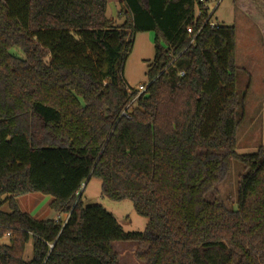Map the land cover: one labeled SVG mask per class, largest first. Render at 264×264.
Listing matches in <instances>:
<instances>
[{
    "label": "trees",
    "instance_id": "1",
    "mask_svg": "<svg viewBox=\"0 0 264 264\" xmlns=\"http://www.w3.org/2000/svg\"><path fill=\"white\" fill-rule=\"evenodd\" d=\"M108 1L0 0V264H120L118 242L143 264H264V146L236 152L235 28L196 34L208 0H120L116 27ZM147 32L154 57L138 95L123 66ZM232 162L243 173L230 209L211 194ZM92 178L132 203L144 231L83 204ZM29 194L66 222L21 211Z\"/></svg>",
    "mask_w": 264,
    "mask_h": 264
},
{
    "label": "rangeland",
    "instance_id": "2",
    "mask_svg": "<svg viewBox=\"0 0 264 264\" xmlns=\"http://www.w3.org/2000/svg\"><path fill=\"white\" fill-rule=\"evenodd\" d=\"M260 1V0H259ZM208 0L206 7L209 13L214 10L212 20L223 26H232L236 32L235 58L237 66L236 89L243 98V104L237 111L240 122L237 131V153L253 154L260 146H264V40L258 34L256 27H252L254 17H245L246 14L256 11L264 12V5L253 0ZM120 0H109L106 8V17L118 27L125 21L120 16ZM154 32L137 33L133 39L132 51L123 66V78L127 86L137 91L140 86L146 87L148 65L154 57ZM161 46L164 43L159 41ZM10 53L23 58L17 49ZM243 173L242 167L232 162L225 181L215 188L212 197L223 203L227 208L235 207L236 184L238 177ZM21 211L35 220H53L55 213L49 209L50 197L40 194H29L17 198ZM82 202L86 206L99 205L112 214L124 232H142L147 220L139 217L128 200L113 202L101 195L100 181L90 179L82 195ZM7 211V206H2ZM114 252L120 256V264H143L134 257L136 245L133 243H114ZM31 240L24 252V260L31 257Z\"/></svg>",
    "mask_w": 264,
    "mask_h": 264
},
{
    "label": "built area",
    "instance_id": "3",
    "mask_svg": "<svg viewBox=\"0 0 264 264\" xmlns=\"http://www.w3.org/2000/svg\"><path fill=\"white\" fill-rule=\"evenodd\" d=\"M198 2L200 3V4H203V3H205V0H198ZM218 3H219V1H217ZM218 3H217V5H218ZM202 10L203 11H206V17L205 18H202V11L201 10H196V18H198V19H200L201 21V26H200V28L197 30V33L196 34H198L200 31H201V29L203 28V27H208V28H210V29H214V28H216L217 27V24L218 23H216L214 20H212V14H213V12L212 13H209V11H208V8L206 7V5H204V7L202 8ZM186 32H187V34L190 36V35H193V27H188L187 29H186ZM193 43V41H191L190 42V44H192ZM180 76H183V74H180ZM145 90H146V87H142V86H140L139 87V89L136 91L137 93H138V95H140V94H142V93H144L145 92ZM67 218V217H66ZM65 218V220H64V223L66 222V219ZM9 237V234H6L5 235V238H8Z\"/></svg>",
    "mask_w": 264,
    "mask_h": 264
},
{
    "label": "crops",
    "instance_id": "4",
    "mask_svg": "<svg viewBox=\"0 0 264 264\" xmlns=\"http://www.w3.org/2000/svg\"><path fill=\"white\" fill-rule=\"evenodd\" d=\"M247 1V0H246ZM255 1V3L257 2V4L260 5H264V0H253ZM245 17H254L255 21L252 22L250 21V23H252L253 25H251L252 27H256L255 29L258 31L259 36L261 37L262 40H264V12H262L261 14H258L256 11H254L253 13L250 14H246L244 15ZM236 47V45H235ZM235 54H236V50H235ZM55 218L53 219H57V218H61L62 221L65 220L66 216H59L57 214H55ZM31 259V257L29 258V260ZM27 260V261H29Z\"/></svg>",
    "mask_w": 264,
    "mask_h": 264
},
{
    "label": "water",
    "instance_id": "5",
    "mask_svg": "<svg viewBox=\"0 0 264 264\" xmlns=\"http://www.w3.org/2000/svg\"><path fill=\"white\" fill-rule=\"evenodd\" d=\"M88 182V180L82 185V187H81V192L83 191V189H84V187H85V185H86V183ZM81 192H80V194H81ZM80 196V195H79Z\"/></svg>",
    "mask_w": 264,
    "mask_h": 264
}]
</instances>
